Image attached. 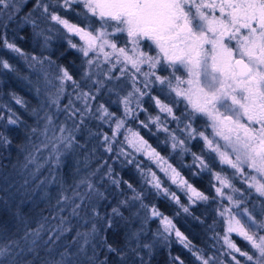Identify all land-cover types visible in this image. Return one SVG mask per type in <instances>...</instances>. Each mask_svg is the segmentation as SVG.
<instances>
[{
    "label": "snow or ice",
    "instance_id": "6c2138e0",
    "mask_svg": "<svg viewBox=\"0 0 264 264\" xmlns=\"http://www.w3.org/2000/svg\"><path fill=\"white\" fill-rule=\"evenodd\" d=\"M27 2L0 0V48L25 61L30 71L23 78L38 101L30 107L9 94L31 124L0 104V127L25 129L16 146L19 168L0 172V264H149L154 246L173 240L196 264H264V203L257 207L264 201V0H34L17 24L30 26L33 52L17 45L24 37L5 22ZM0 69L20 74L3 56ZM153 127L173 153L191 155L185 167L196 168L193 176L211 175L210 194L141 135ZM194 140L203 142L207 160L191 151ZM12 144L0 131V148ZM136 154L154 162L187 203ZM134 161L139 190L113 167ZM152 192L174 202L176 215L205 225L212 243L195 245L173 218L145 202ZM106 193L123 198L112 204ZM34 196L48 204V215L29 222L22 206ZM201 202L216 205L211 223L191 211ZM118 227L125 229L123 243L114 246L109 237ZM170 262L185 264L179 255Z\"/></svg>",
    "mask_w": 264,
    "mask_h": 264
},
{
    "label": "trees",
    "instance_id": "16d2710c",
    "mask_svg": "<svg viewBox=\"0 0 264 264\" xmlns=\"http://www.w3.org/2000/svg\"><path fill=\"white\" fill-rule=\"evenodd\" d=\"M34 0H28V2L22 7L21 11L17 14H15V19L13 21H5L8 23L10 29H16L20 36L24 37L23 39H17L16 43L17 45L24 50L25 52H33V41L31 39V28L30 26L25 25L23 28H17L18 23H23L22 17L26 15L28 12L32 10ZM68 18L75 22V17L69 15ZM12 33L9 32V36L11 37ZM0 56H3L5 59L9 61V63L15 65L19 70L20 74L17 75L12 72H8L7 70L0 69V102H4V104L11 103L10 99L11 96L10 93H15L16 95L22 97L25 101L28 102L30 107H36L37 106V98L34 96V93L29 90V85L27 80H25L23 77L29 74V71L26 67L25 61H23L21 58L16 56L15 54L9 52L8 50L0 48ZM55 58V57H54ZM78 63V61H77ZM67 66V65H66ZM154 95H160L158 92L153 93ZM161 99H164V96L161 95ZM111 99L115 100L116 97L112 96ZM12 100V99H11ZM102 102H107V97H105V100ZM165 102H168L165 100ZM107 106V104H106ZM144 106L148 108V111L150 114L155 115L157 113L156 107L153 105V103L145 97V104ZM14 111H16L22 118V120L27 121L29 124L33 122L32 117L29 115V112H26L22 107L19 105H16L14 101L12 100V106ZM110 110L117 111L116 106H111ZM141 119H144V114L141 113L140 116ZM204 124L203 120H199L197 122V127H202ZM135 128V125H132ZM91 128L95 131V123L90 125ZM104 131H108L107 127L105 126ZM0 131L4 132L5 135L9 136L10 139H12L13 144L10 146L8 150H4L3 148H0V172H8L12 173L14 171L13 165L17 166V169L19 168V163L17 161V157L20 155L19 152L16 150V146L20 145L24 142L25 138V129L23 125L17 127V126H11L8 125L6 127H0ZM141 135L145 137V139L148 140V142L156 148L158 152H160L161 156H163L168 163L172 164L173 167L177 168L178 171L181 172V174L189 180L190 183H192L195 187H197L199 190L204 191L206 194H210L211 189V180L212 177L208 172H200L197 176H193V171H196V168H188L185 167V165H192V157L190 154H185L183 158H181L176 153H173L170 146L168 144L164 143L165 135L163 133H157L155 132V128L153 127L152 133H149L147 130L140 129ZM110 134V133H109ZM189 147L191 148L192 152L197 153V155H204V158L207 160L208 156L205 154V149L202 141L194 140L189 144ZM97 155H99V150L97 152ZM81 161H83V156L79 155L77 157ZM107 157H105L106 159ZM136 161L140 162V166L147 170L148 168H151L152 171H155L157 175L160 177V179L163 181L164 187H170L171 191H175L177 195L180 197V200L182 203H187V199L184 196L183 193L177 191L175 185H171L170 181L165 177L164 173L158 170L156 164L152 161H149L146 157H144L142 154H136ZM23 162V157H20V163ZM211 163V162H210ZM136 162L134 161L131 165H123L121 166L119 163L114 164L113 167L115 168V171L119 173L120 178L122 181H128L133 184L134 187H136L138 190L141 188V185L143 184V180L141 178L140 172L137 170L135 166ZM92 167L96 166V161L92 162ZM212 167L214 171H219L220 168L215 163H212ZM44 175H47V173H44ZM44 176H40L39 179L36 181V183L39 182L40 179H43ZM17 180H19V176H17ZM239 186V185H237ZM124 185L121 184V188H123ZM113 192H115V189H113ZM50 195L53 196L52 203L55 202L54 200V193L50 190ZM106 195H108L106 193ZM3 196V193L0 192V197ZM123 197L116 196V195H108V200L115 204L117 199H120ZM36 199V203L32 204L31 200ZM146 203L149 204H155L158 208H160L161 211H163L166 215L173 218V222L176 224V226L184 232L186 236L198 247L200 248H206L207 245L211 244L212 241L209 239V237L212 235L211 232H207L205 225H201L196 220L192 218V216H189L184 213H180V215H176L177 211H179L178 206L171 202L170 200H167L163 196L156 195L154 192L150 193L146 199ZM19 203V200L17 201ZM264 203V201H258L257 207L259 208L260 204ZM48 204L45 203L43 200L37 198L36 196L29 198L27 201V207L22 206V211H24L26 219L31 222L33 219H38L41 212H43L44 215H48ZM216 208V205L214 204H205L203 202L197 204L195 207L191 209L194 216H198L201 219H206L208 223H211L214 209ZM249 208H251V204L249 205ZM125 215H128L127 212H125ZM11 214L2 217V219L7 222L10 220ZM156 222L153 221L149 224L150 229L152 231H155L156 229ZM18 227L23 228L22 225H18ZM15 231V229H13ZM115 235H110L109 242L113 243L114 246L116 244H122L123 243V233L125 229L123 227H118L114 230ZM217 231L222 230L218 227ZM149 237H151V233H149ZM233 240L237 243L239 247L242 249H246L247 245L246 242H243L241 239L237 238L235 234H233ZM150 242V241H149ZM170 255L175 256L179 255L184 260L185 264H196V261L192 254L184 249L178 242H175L173 240L170 245L165 246L163 243H157L152 252L151 259L149 260V264H171L170 262ZM224 259H227L226 257Z\"/></svg>",
    "mask_w": 264,
    "mask_h": 264
},
{
    "label": "rangeland",
    "instance_id": "374dc122",
    "mask_svg": "<svg viewBox=\"0 0 264 264\" xmlns=\"http://www.w3.org/2000/svg\"><path fill=\"white\" fill-rule=\"evenodd\" d=\"M10 101H11V103H8V104H10L11 106H12V100L10 99ZM0 104H4V102L2 103V102H0ZM5 115H6V113H5ZM153 147V146H152Z\"/></svg>",
    "mask_w": 264,
    "mask_h": 264
}]
</instances>
